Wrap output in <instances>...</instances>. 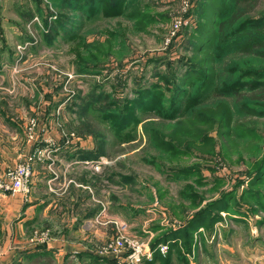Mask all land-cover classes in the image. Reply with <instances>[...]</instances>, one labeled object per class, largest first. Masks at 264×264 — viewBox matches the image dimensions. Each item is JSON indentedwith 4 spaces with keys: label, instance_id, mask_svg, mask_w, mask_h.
<instances>
[{
    "label": "rangeland",
    "instance_id": "1",
    "mask_svg": "<svg viewBox=\"0 0 264 264\" xmlns=\"http://www.w3.org/2000/svg\"><path fill=\"white\" fill-rule=\"evenodd\" d=\"M184 1L135 0L120 15L104 17L100 13L88 22L93 5L88 0L78 14L63 8L58 0H0V125L3 118L9 134L15 135L18 129L27 142L41 129L76 140L98 141L101 134L107 141L103 157L107 163L98 172L77 159V167L89 171L85 172L86 184L69 174L60 188L57 180L47 184V190L57 197L71 187L83 198H91L93 203L80 211L93 213L105 207L103 230L108 238L95 242L94 264H103L98 251L115 236L126 240L127 252L132 241L151 249L154 240L183 229L203 211V225L193 233L190 251L186 252L179 236L173 240L177 246L164 256L167 260L156 264H264V176L259 172L264 162V117L233 110L225 130L231 131L228 136L219 134L217 124L209 135L213 144L206 146L203 141L193 148H181L182 154L152 142V136L172 131L187 134L204 126L203 120L190 116L173 124L167 120L169 116L159 115L170 110L174 96L192 92L190 87L173 89L178 84L179 62L193 56L190 42L195 35L196 11L202 7L209 15L214 6V0H190L187 13ZM262 10L264 0L257 8ZM148 14L163 19L149 23L144 18ZM60 15L68 20L59 21ZM182 19L191 24L178 30ZM230 65L224 61L221 67L224 70ZM139 87L149 88L154 110L134 112L130 101L127 111H133L136 123L116 136L101 113L109 108L116 111L115 103L123 107ZM251 95V91L245 92V98ZM220 100L233 108L229 102L234 98ZM220 100L210 98L200 107V114H213L219 120L223 109H215L221 106ZM186 104V98L179 97L176 119L181 113L188 114ZM7 120L14 125L7 126ZM26 160L28 157L1 174V183L8 184V175ZM181 167L188 173H180ZM0 194L20 195L3 189ZM214 203L219 206L213 210ZM120 224L126 226L123 233L118 232ZM94 226L100 227L90 225ZM59 231L56 225L38 228L13 242L1 227L0 256L4 251H19L4 264H82L79 258L57 261L46 248L58 239L55 234ZM178 255L183 258L180 263L175 259ZM146 262L142 257L141 264Z\"/></svg>",
    "mask_w": 264,
    "mask_h": 264
},
{
    "label": "trees",
    "instance_id": "2",
    "mask_svg": "<svg viewBox=\"0 0 264 264\" xmlns=\"http://www.w3.org/2000/svg\"><path fill=\"white\" fill-rule=\"evenodd\" d=\"M59 1L63 8H69L73 10L74 14H78L83 11L85 0ZM88 1L93 5L91 7V15L88 16L87 20L88 22H93L100 13L104 17L120 15L126 9H130L135 0ZM259 3L260 0H214L213 10L209 12V15L203 13L202 7L196 11V16L198 17L193 23L195 35L191 37L190 42L193 56L189 60L179 62L181 68L177 70L180 71L176 79L178 84L173 88L174 91L182 90L184 87L192 89L191 93L179 95V97L184 96L188 101L186 107H188L189 112L188 114L181 113L180 118L176 119L175 108L178 106L177 100H179V97L174 96L169 103L170 110L167 113L162 111L159 115L164 119L169 116L167 120H170L173 124L181 123L190 116L198 121L203 120L204 126L195 132L187 131V134L172 131V133L152 136V142L157 146L166 145L168 149L176 154H182L181 148H193L196 145L203 144V141L206 146H210V143H213L209 135L215 125L218 124L217 130L221 136H228V133L231 132L230 130H225L230 127L231 112L233 113V110H236L237 113L239 111L244 113L245 111L250 115L254 114L264 117V66H260V64H264V10L257 11ZM189 11L190 9H188L187 13ZM144 18L149 23L160 18L163 19L162 15L157 18V15L154 16L153 14H148ZM187 18L189 17L187 16ZM67 20L66 16L60 15L59 21L65 22ZM232 59H236V61H232ZM224 61L231 63V65L223 70L221 65ZM84 73L89 72L86 71ZM247 91H251L252 95L245 98V92ZM149 94V88H140L137 93L135 92L133 98L126 99L128 101L127 103L124 102L123 107H117L115 103L113 108L116 111H112V108H109L104 113H101L102 118L107 120L104 121L109 124L108 129L113 130L116 136H119L120 132L129 124L136 123L133 111H127V105L130 101L134 112L154 110ZM210 98H218V100L234 98L232 102H229L233 108H227L226 104L221 103L222 101L220 100L217 103H221V106L215 109V111L223 109L219 120L216 117L213 119V114H200V107L208 103ZM92 102L96 103L94 99ZM167 137H169L168 141L163 139ZM97 138L98 141L92 139L93 148L91 151H80V160L91 162L105 156L104 149L107 141L101 134H98ZM179 172L182 174L188 173L182 167ZM259 172L261 176H264V162L260 165ZM83 197L81 194L79 199ZM216 204L214 203L213 210L216 208ZM218 206L219 204H217ZM89 214H92V212ZM203 216H205V211L196 214L195 218L183 229L177 232L168 231L162 237L154 240L151 243L153 257L151 262L147 264L166 261L167 259L156 251L157 246L162 243H168V257L172 249L177 246L175 242L179 236L184 240L183 245L185 248L187 247L186 252H189L193 233L203 225V220H201ZM111 258L116 264V260L113 257ZM175 259L177 263L183 260L179 255ZM172 263L170 262L169 264Z\"/></svg>",
    "mask_w": 264,
    "mask_h": 264
},
{
    "label": "crops",
    "instance_id": "3",
    "mask_svg": "<svg viewBox=\"0 0 264 264\" xmlns=\"http://www.w3.org/2000/svg\"><path fill=\"white\" fill-rule=\"evenodd\" d=\"M4 121L2 118L0 125V175L30 156L36 147L47 148L49 146L47 141H52L53 147L57 149L52 153L54 159L52 169L57 175L55 180L58 181L59 188L63 181L69 180L66 174H69L68 177L72 175L77 181L85 182L87 179L85 172L89 171L83 167L79 169L74 162L79 158L80 151L92 150L91 139L79 137L78 140L69 139L62 137L64 133L57 134L41 129L36 138L28 143L18 129L15 135L9 134L3 125ZM5 123L7 126L14 125L8 120ZM33 168L28 198L25 199L22 195L0 194V228H5L14 242L16 239L28 237L34 229L56 225L60 230L55 234L58 239L46 245V248L53 252L57 261L79 258L82 264H94L93 259L97 256L98 250L94 248V245H97L95 242L108 238L103 230L104 226L90 227L94 223L92 221L94 214L96 215L99 209L92 214L84 212L86 209L80 211V208H85L93 202L91 198L79 199L76 188L75 190L70 187L66 194L58 197L51 194L50 189L47 190V184L53 175L49 173L48 161L35 163ZM74 207H77L79 212H75ZM18 252L4 251L0 256V263L4 264L7 258L16 256ZM40 257L42 259V256ZM85 258L89 261L87 262ZM101 260L103 264L114 263L111 257H103Z\"/></svg>",
    "mask_w": 264,
    "mask_h": 264
},
{
    "label": "built area",
    "instance_id": "4",
    "mask_svg": "<svg viewBox=\"0 0 264 264\" xmlns=\"http://www.w3.org/2000/svg\"><path fill=\"white\" fill-rule=\"evenodd\" d=\"M184 4V10H188L190 7V0H185L183 2ZM189 21V19H187ZM188 21H185L184 19L178 21V27H176L178 30L182 28V26H188ZM33 127L35 126V122H32ZM64 138H69L65 135H62ZM74 138L75 137H70ZM69 138V139H70ZM30 140L33 141V137H30ZM49 146L47 148H39L36 147L32 154L28 156V160H26V164L18 167L16 171L10 173L7 177L8 184L1 183L0 179V189H3V191H10L12 193H20L25 199L28 198L31 192L30 188V181L32 177V169L31 164L38 163V162H45L48 161V169L53 174L52 178L50 179V183H53V180L57 178V175L52 169V166L54 165V159L52 156V153L55 152L57 149L56 147H53L52 141H47ZM105 158L101 157L99 160L96 161H85L82 162L84 166H86L88 169H90L92 172H98L101 167L106 164ZM75 165H79V161L74 162ZM32 165V166H33ZM68 186L70 185V181H68ZM106 216V209L105 207H102L100 211L94 216L93 222L99 226H105L106 222H104V218ZM126 229V226L124 224H120L118 228L119 233H123V231ZM121 237V236H120ZM115 236L112 240H110L106 246L101 247L98 251V254L103 257H113L118 264L127 262L128 264H141L142 257L145 256L147 262H150L153 257V251L148 247L144 246L143 244L135 243L136 241H132L131 251L127 252L126 250V240L123 238ZM156 251L161 255L165 256L168 254L169 251V245L168 243H162L157 246ZM146 262V263H147Z\"/></svg>",
    "mask_w": 264,
    "mask_h": 264
}]
</instances>
